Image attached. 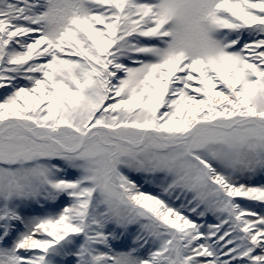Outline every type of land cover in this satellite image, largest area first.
Listing matches in <instances>:
<instances>
[{"label":"snow or ice","instance_id":"1","mask_svg":"<svg viewBox=\"0 0 264 264\" xmlns=\"http://www.w3.org/2000/svg\"><path fill=\"white\" fill-rule=\"evenodd\" d=\"M0 264H264V0H0Z\"/></svg>","mask_w":264,"mask_h":264}]
</instances>
